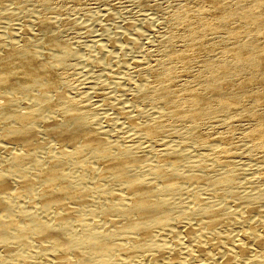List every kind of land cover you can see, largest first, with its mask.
Listing matches in <instances>:
<instances>
[{
    "label": "bare ground",
    "instance_id": "bare-ground-1",
    "mask_svg": "<svg viewBox=\"0 0 264 264\" xmlns=\"http://www.w3.org/2000/svg\"><path fill=\"white\" fill-rule=\"evenodd\" d=\"M207 1L215 22L177 14L194 53L170 38L166 63L211 56L208 33L224 32L228 43L203 63V89L179 88L172 66L150 70L135 97L159 102V111L146 123L128 120L144 146L107 140L87 104L67 93L58 68L70 47L50 33L49 18L35 24L49 33L43 55L29 29L17 41L0 37V264H264V187L254 193L241 180L229 136L213 140L202 130L217 113L253 119L249 145L264 151V83L226 88L244 72L264 82V0ZM167 118L191 126L173 128L182 140L175 145L164 141L174 138Z\"/></svg>",
    "mask_w": 264,
    "mask_h": 264
},
{
    "label": "rangeland",
    "instance_id": "rangeland-1",
    "mask_svg": "<svg viewBox=\"0 0 264 264\" xmlns=\"http://www.w3.org/2000/svg\"><path fill=\"white\" fill-rule=\"evenodd\" d=\"M41 3L42 0H1L0 37L15 40L18 37L20 39V36L24 34L23 29H29V32H32L29 33L31 44L33 38V46L37 47L38 45L37 53L43 55L46 47L42 46L49 33H44L35 24L41 17L49 18L52 23V32L50 33H55L59 41H65L64 43L70 47L69 54L73 51L71 56L68 54L69 57H67L68 55H66V58H69L67 60H70L65 61L67 65L65 63L61 65L57 61L62 52L60 55L59 52L57 54V51L53 52L54 56L52 53L50 54L52 62L61 65L58 69L61 74L64 73L67 88L69 87L67 89L65 86L64 91L68 90L67 93L72 98L82 100L87 104L90 113L92 112L90 119L96 121L93 122L100 131L104 129V132L109 133L106 138H109L107 140L113 143L115 141L116 143H123V141L127 143L128 138L130 144L143 145L142 137L136 135L128 127V120L130 117L134 119L139 117L137 119L139 123H146L151 119V115L156 113L153 111L154 109L159 111L156 109L159 102H143L144 100L135 97L138 91L137 87L145 81H151V69H159L164 65L172 66L176 69L179 88L190 85L203 89L204 77H200L204 71L203 63L211 56H220L228 43L229 36L224 32L208 33L205 42L211 56L209 54L195 55L193 56L194 61L190 65H183L177 59L166 63L165 58L170 45L178 50H189L191 55L194 53L193 48H189L185 44V41L190 39L191 29L187 23L177 22V14L185 9V11L188 10L196 15L199 14L204 22H215L212 13L213 6L207 0H50V4L45 6ZM168 39L171 40L169 46L166 44ZM165 52L166 54H164ZM56 63L55 65L59 67ZM248 74V72H244L243 76H238L237 81L233 80V84L226 88L237 91L239 86L241 89V86L249 82L250 86L247 83L246 88L250 91L260 89L264 83L262 78L256 77V79L248 81L251 79ZM253 100L251 97L245 99L248 107L251 105H253L251 108L256 107ZM0 102H4V99L0 98ZM247 104L245 103L246 106ZM260 108L264 112V106ZM166 120V123L172 127L170 129L171 133L173 130V134L178 128L187 133L191 127L182 121L170 118ZM203 124L202 130L213 140L229 136L228 140L231 146L233 143L229 156L233 158L236 165L242 168L241 180L246 182V179H249L250 189L254 193L262 190L264 187V151L251 147L247 138L249 131L256 127L253 119L235 115L228 117L223 113H217L214 117L206 119ZM175 135L174 138L164 141H169L171 145L182 141ZM224 143L223 139L222 143L218 142L214 147L220 146L221 148V146H225ZM195 148L190 147L189 153L192 151L190 153L192 155L200 154L202 150ZM247 186L249 188V185L245 187Z\"/></svg>",
    "mask_w": 264,
    "mask_h": 264
}]
</instances>
